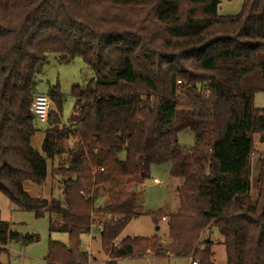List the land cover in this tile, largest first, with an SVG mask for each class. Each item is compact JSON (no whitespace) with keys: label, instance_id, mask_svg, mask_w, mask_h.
Wrapping results in <instances>:
<instances>
[{"label":"trees","instance_id":"trees-1","mask_svg":"<svg viewBox=\"0 0 264 264\" xmlns=\"http://www.w3.org/2000/svg\"><path fill=\"white\" fill-rule=\"evenodd\" d=\"M217 9L218 0H0V196L68 236V245L49 242L46 264H88L81 238L94 227L105 264H213L212 228L226 264H264V154L253 161L255 139L264 144V109L254 107L264 92V0H243L235 16ZM49 54L81 58L94 77L72 88L68 125L50 112L39 153L30 106ZM47 97L61 108L58 87ZM184 133L191 147L179 144ZM48 162L61 197L32 198L24 184L41 185ZM164 164L180 182L177 207L144 211L139 186ZM144 215L166 222L164 245L122 237ZM33 241L0 215V255Z\"/></svg>","mask_w":264,"mask_h":264},{"label":"rangeland","instance_id":"rangeland-1","mask_svg":"<svg viewBox=\"0 0 264 264\" xmlns=\"http://www.w3.org/2000/svg\"><path fill=\"white\" fill-rule=\"evenodd\" d=\"M243 0H218L217 13L222 17L235 16L240 13ZM93 72L83 63L81 58L70 59L62 55L49 54L46 56V63L35 78V94L48 96L52 87H58L63 95V104L60 109L52 102L51 112L59 118V125H68L75 100L71 91L74 86L85 87L93 79ZM254 107L264 109V92L254 96ZM36 133L31 139V146L41 153L42 143L45 138V131L49 126L45 123L35 121ZM178 142L181 146L191 147L193 137L190 134H181ZM256 154L253 157L254 165L257 156L264 154V144L260 143L258 137L255 139ZM57 161L54 166L56 167ZM52 165L48 162L47 178L41 184L27 182L24 184V191L32 198L59 199L62 186L59 180L51 177ZM150 180L139 186V200L144 211L156 212L158 210L174 211L177 207V196L175 189L180 182H176L169 176V169L166 164L151 168ZM159 184H154L153 180ZM1 219L11 225V229L21 236L30 235L35 241L29 244L10 243L7 246V253L0 255V264H46L45 258L48 252L49 242H59L68 245V236L64 233L49 232L48 217L36 218L33 213L19 211L14 208L4 196H0ZM163 220V219H162ZM209 234H205V238ZM152 237L158 236L162 244L168 237L166 222H159L156 226L150 216H141L131 221L122 237ZM212 246L213 264H226V254L222 245V237L215 228L211 229L209 235ZM81 248L88 256V264H105L107 261L101 251L100 236L97 227L81 238ZM84 248V249H83ZM116 264H191L188 259L170 258L163 256L154 258L146 256L138 259H121Z\"/></svg>","mask_w":264,"mask_h":264},{"label":"built area","instance_id":"built-area-1","mask_svg":"<svg viewBox=\"0 0 264 264\" xmlns=\"http://www.w3.org/2000/svg\"><path fill=\"white\" fill-rule=\"evenodd\" d=\"M51 105L52 102L47 96L36 95L31 103L30 113L38 122L46 124L50 119ZM153 183L159 184L156 179L153 180Z\"/></svg>","mask_w":264,"mask_h":264},{"label":"water","instance_id":"water-1","mask_svg":"<svg viewBox=\"0 0 264 264\" xmlns=\"http://www.w3.org/2000/svg\"><path fill=\"white\" fill-rule=\"evenodd\" d=\"M49 124H50V125L53 124V118H52V117L49 119ZM73 181H74V182L76 181V177H75V176L73 177ZM207 241H208V240H207Z\"/></svg>","mask_w":264,"mask_h":264},{"label":"crops","instance_id":"crops-1","mask_svg":"<svg viewBox=\"0 0 264 264\" xmlns=\"http://www.w3.org/2000/svg\"><path fill=\"white\" fill-rule=\"evenodd\" d=\"M166 243H167V242H166ZM83 249H84V248H83ZM83 251L85 252V250H83ZM105 258H106V260H107V261H105V262H108V261H109L108 258H107L106 256H105ZM170 258H171V257H170ZM118 261H119V260H118ZM118 261H117V262H118ZM117 262H116V263H117Z\"/></svg>","mask_w":264,"mask_h":264}]
</instances>
